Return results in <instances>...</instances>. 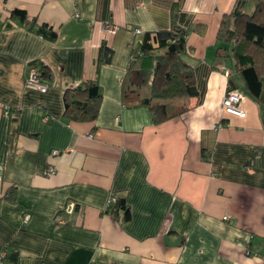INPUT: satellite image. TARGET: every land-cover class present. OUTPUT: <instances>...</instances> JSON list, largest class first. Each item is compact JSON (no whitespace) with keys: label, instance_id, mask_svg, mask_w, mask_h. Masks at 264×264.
<instances>
[{"label":"crops","instance_id":"0c3cea01","mask_svg":"<svg viewBox=\"0 0 264 264\" xmlns=\"http://www.w3.org/2000/svg\"><path fill=\"white\" fill-rule=\"evenodd\" d=\"M235 2L0 0V264H264V104L217 57ZM173 26L188 31L199 96L155 125L122 101V80L142 37ZM34 62L53 75L46 93L25 87ZM86 81L100 86L98 118L69 119L64 94ZM229 88L245 118L223 111ZM113 194L129 220L106 213Z\"/></svg>","mask_w":264,"mask_h":264},{"label":"trees","instance_id":"16d2710c","mask_svg":"<svg viewBox=\"0 0 264 264\" xmlns=\"http://www.w3.org/2000/svg\"><path fill=\"white\" fill-rule=\"evenodd\" d=\"M12 18L27 23L30 29L50 41L57 38L52 28L37 27L35 20L28 21L24 10H15ZM187 35L188 31L173 26L170 30L146 33L138 48H132L130 64L122 80V101L129 107L147 108L155 125L181 116L188 109V100L199 96L193 67L185 60L189 53ZM217 39L221 44L217 57L231 60L242 78L245 92L264 104V0H236L231 13L222 19ZM112 58L113 50L103 42L99 65L110 64ZM33 64L38 67L42 81L53 80L47 66ZM101 102L100 86L95 81L69 88L64 94L66 117L95 121ZM106 213L130 219L124 198L117 197Z\"/></svg>","mask_w":264,"mask_h":264},{"label":"built area","instance_id":"2783aa9c","mask_svg":"<svg viewBox=\"0 0 264 264\" xmlns=\"http://www.w3.org/2000/svg\"><path fill=\"white\" fill-rule=\"evenodd\" d=\"M76 17L79 16L76 15ZM106 31L109 34H114L116 32V28L107 23ZM134 31L136 34L141 33L140 29H135ZM25 87L29 90L39 91L41 93H46L49 89V85L46 82L42 81L39 75V69L34 64L29 66L28 77L25 83ZM243 99H244V94L242 93V91L235 88L234 89L229 88L223 99V103H222L223 111L228 115L245 118L246 113L241 106ZM5 110L8 111V108H5ZM54 154H58V152L56 151L54 152ZM47 174L48 175L54 174V170L53 169L49 170ZM116 201H117V196L113 194L109 199L108 207L115 204Z\"/></svg>","mask_w":264,"mask_h":264},{"label":"rangeland","instance_id":"374dc122","mask_svg":"<svg viewBox=\"0 0 264 264\" xmlns=\"http://www.w3.org/2000/svg\"><path fill=\"white\" fill-rule=\"evenodd\" d=\"M180 102V101H179Z\"/></svg>","mask_w":264,"mask_h":264}]
</instances>
